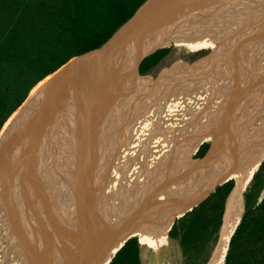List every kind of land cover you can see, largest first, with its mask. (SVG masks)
Masks as SVG:
<instances>
[{"label": "bare ground", "instance_id": "bare-ground-1", "mask_svg": "<svg viewBox=\"0 0 264 264\" xmlns=\"http://www.w3.org/2000/svg\"><path fill=\"white\" fill-rule=\"evenodd\" d=\"M255 3L262 6L264 0H257ZM254 9L252 12L248 9L239 11L236 18L245 20L247 15L255 12ZM251 21L245 20L242 26L235 30L234 36H237V32L250 33L252 28L258 30V23ZM189 30L185 33L190 34ZM169 32L164 45H169L177 36L183 34L181 31ZM262 32L264 33V29ZM194 34L195 32H192L190 37L187 35L188 38L194 39L193 47H211L213 39L199 41ZM212 50L210 56L199 62L174 68L169 73L173 78L172 82L164 79L147 84L145 81L144 88L148 89L149 86L152 91L158 89V92L154 91L155 96L150 95L142 101L138 95L133 94L132 99H126L121 93L118 94L113 115L115 126L107 127L108 121L112 122V119L106 120L107 123L104 124L107 125L102 126L101 132L95 134L97 144L100 145L94 146L95 150L93 147L88 156L91 178L86 189H83L86 196L85 207L84 204L80 205L82 212L78 204L73 207L74 200L69 197L73 188L67 177L70 172H75L73 167L79 170L82 180L84 172L81 169L78 139L82 135L83 120L92 109L99 106L95 80L90 82L91 87L87 90L83 87L75 90L76 98L71 101L72 109L66 110L67 105L57 107L58 116L54 118L53 125L42 123L39 118H35L27 128L19 129V138L12 145L6 160L7 167H16L19 160H25L26 156L32 153L34 147H30L37 141L38 135L50 125L47 140L52 146L48 163L50 172L53 173L48 196L51 206L48 205L42 213L53 239L55 237L56 242L60 243L59 252L63 246L66 248L62 251V259H57L59 264H68L73 254L72 216L86 214L89 221L91 218L90 222H95L102 214L107 218L112 217L113 214L109 211L111 208L115 209L112 199L115 197L120 200L121 184L127 179V172L129 174L131 170L123 174L121 166H118L129 140L124 141L122 150L118 153L110 148L111 136H123L127 130L123 137H129L138 128L140 135L133 139L136 141L137 150L131 145L129 154L134 158L141 151V146L151 138L150 148L148 147L147 155L141 156V161L130 173V181L126 185L131 198L130 204L132 202L131 213L126 201L124 215H120V210V214L115 210L112 217L113 224L118 226L117 235L129 219L133 218V228L130 231L132 236H136L141 245L147 246L151 251H157L168 245L166 238L169 239L168 228L174 214L198 203L217 186L233 178L236 182V196L230 200L224 219L228 231L218 259L214 258L212 263H209L224 264L230 236L242 213L241 194L254 174L256 160L264 153V61L261 58L258 60L259 52L253 53L252 50H248L244 53V58L239 57L240 59L234 50L224 52L223 49L214 47ZM140 90L142 91V88ZM119 103L123 104L124 109H129L116 115L117 110H123L118 107ZM223 117L226 119L224 124L220 122ZM118 120L125 121V125L121 124L124 129L117 132L120 124ZM110 125L111 123L108 126ZM206 136L209 137L212 151L207 157L195 160L194 152ZM42 142L44 141L39 143ZM131 163L132 161H128L125 168ZM172 186L176 188L172 189ZM78 196L80 197V194ZM164 198L167 199L166 202ZM49 212L52 218L48 220L45 217ZM229 218L231 224H228ZM27 232L29 233V229ZM19 250L22 248L19 247ZM18 255L21 264H29L26 252L24 256Z\"/></svg>", "mask_w": 264, "mask_h": 264}, {"label": "trees", "instance_id": "trees-1", "mask_svg": "<svg viewBox=\"0 0 264 264\" xmlns=\"http://www.w3.org/2000/svg\"><path fill=\"white\" fill-rule=\"evenodd\" d=\"M144 1L0 0V132L39 82L70 59L103 45ZM170 51L156 50L143 60L140 72L152 74ZM206 151L200 145L196 157ZM233 186V180L217 186L173 221L168 235L179 246L182 264L209 261ZM263 191L264 161L244 193V213L224 264H264ZM141 250L137 238H131L110 264H143Z\"/></svg>", "mask_w": 264, "mask_h": 264}, {"label": "water", "instance_id": "water-1", "mask_svg": "<svg viewBox=\"0 0 264 264\" xmlns=\"http://www.w3.org/2000/svg\"><path fill=\"white\" fill-rule=\"evenodd\" d=\"M256 1L257 0H145L103 45L70 59L57 71L49 75V79L38 86V88L26 98L12 118H10V121L3 128L2 132H0V170L6 161L12 145L15 140L19 138V129L27 128L34 122L33 119L35 118H39L42 123L53 125V121H55L54 118L58 116L57 107L59 105H62V107L63 105H67L66 110L72 109L71 101H73V98H76L75 90L79 87H83L87 90V88L91 87L90 82L93 80L96 82L95 92L97 94L99 106L96 109H92L82 122L83 129L82 135L79 137V147L88 145L94 147L97 143L95 134L98 133L102 126L104 127L107 125L104 124L105 122L107 123L106 120L114 118L116 98L119 93L125 96L126 99H132L134 95H138L142 101H144L145 97H150V95L155 96L151 87L148 86V89L144 88V82L147 81V83H149L150 80L149 75L140 72V65L145 58L156 50L168 46V44H164L170 35L169 29L171 26L161 25L164 24L162 23L163 20L171 18L173 19V23L180 21L184 23H190L192 21H209L213 18L212 13L214 15L223 16L237 13L249 8ZM159 26L163 27L159 28ZM163 28L167 30H162ZM141 88L142 91L140 90ZM138 90H140L139 93ZM82 95H84V92ZM109 123H111V121ZM126 133L127 130L124 132V135H126ZM132 141L133 140L128 142V147L123 151L122 158L119 160L118 166H121V170H124L128 161L131 162L133 160V157L129 154ZM72 169L75 172H70L67 177V180L73 188L69 197L74 200L73 207L75 208L77 206L76 204H78L82 212L83 208L80 205L84 204L83 207H85L86 192L83 190L84 185L79 170L73 167ZM133 169L134 168H131L129 174L127 172V179L121 184L122 195L120 200L118 198L115 199V197L112 199L115 209L111 208L109 211L112 212L113 215L115 210L116 213L120 214L121 211L120 215L123 214L126 201L128 207L130 205L132 206V202L130 204L131 198L126 189V185H128L130 181V173L133 172ZM247 186L241 194L242 213L239 221L245 209L244 193ZM78 194H80V197ZM235 196L236 182H234V186L226 199L223 223L217 243L207 264L212 263L214 258L217 260L223 248V239L228 231L224 219L228 210V204L232 197ZM131 206L129 209L130 213L132 209ZM113 215L112 217H114ZM112 217L107 218L102 214L97 217L95 222H90L86 214L81 215L80 213V215L72 216L73 226L71 232L74 244L73 254L68 264H110L116 253L133 237L130 233L133 228V218L129 219L128 223L121 228V232L117 235L118 226L113 224L114 218ZM178 218L179 217L176 219ZM231 223L232 221L229 218L228 224ZM229 242L226 253L228 251Z\"/></svg>", "mask_w": 264, "mask_h": 264}, {"label": "rangeland", "instance_id": "rangeland-1", "mask_svg": "<svg viewBox=\"0 0 264 264\" xmlns=\"http://www.w3.org/2000/svg\"><path fill=\"white\" fill-rule=\"evenodd\" d=\"M252 6H253L252 9L255 8L254 9L255 12L252 15L250 14L247 15L245 20L251 21L252 19L251 22H257L258 30L252 28V31L247 34H244L243 32H237V36H234L235 30H238L242 26L245 20H238L236 18V13L229 14L224 17L223 15H216V14L214 15L212 13L213 18H211V20L209 21L207 20L199 21V22L192 21L190 23H184L181 21L173 23V19L171 18H167L163 20L162 23L164 24L161 25L164 26L169 25L171 26L170 29L168 28L170 31H176V32L181 31L183 32V34L177 36L170 43V45L167 46L168 48L171 49V51L165 57V59L162 61L159 67L152 74L149 75V80H150L149 84H154L164 79L172 82L173 78L169 75V73H171L174 68H177L179 65H183V66L192 65L195 62H199L203 60L205 57L211 55L213 51L212 50L213 47L217 49H223L224 52L228 50L229 51L234 50L238 59H240L239 57L244 58V53L248 52V50H252L253 53L259 52L260 55L257 56V59L261 58L262 61H264V33L262 32V30L264 29V5L261 6V4H259V6H257V3H254ZM250 7L247 9L251 10L250 12H252V9ZM160 27L163 26H159V28ZM188 29H190L189 30L191 32L190 34L185 33L188 31ZM162 30H167V29L163 28ZM192 32H195L194 36H197V39L199 41H203L206 38L207 40L213 39L214 41L211 42L210 44L211 47H204V48L202 47L200 48L196 46L193 47L195 42L194 39L192 40V38H188L190 37ZM187 35L189 36L187 37ZM263 65L264 62L262 66ZM47 78L48 76L42 81L46 80ZM42 81L39 82L30 91L28 96H30L38 88V86H40L43 83ZM144 84H146V82H144ZM153 91L158 92V89L156 90L154 89ZM223 103L225 102L223 101ZM262 105H264V103ZM118 107H121V109L123 110L120 111L117 110L116 115H118V113H122L126 109H129V107L124 109L123 104L120 103L118 104ZM225 120L226 119H224L223 117V119L220 122L224 124L226 122ZM9 121L10 118L8 122ZM114 121L116 120L112 119L111 125L107 127H114L115 126V123L113 124ZM117 122L120 123L116 129V131L118 132L123 128L121 124L125 125V121L118 120ZM108 125H109V121H108ZM49 127H47L43 132H41L38 135V137L36 138L37 141L34 142L33 146L30 147V148L34 147L31 150L32 153H30L29 156H26L25 160L24 158H22L23 160H19V162L16 163L17 164L16 167L10 165L9 167H7V161H5L2 169L0 170V177H1L0 178V188H1L0 212L2 214L0 216L1 218L0 264H10V262L11 264H21L18 260V256H19L18 254L24 256V252H26V256L28 257L29 264H44V263L49 264V262L52 261L54 262L53 264H59L58 260L62 255V251L64 252L66 249L65 246H63L62 251L59 252L60 243L56 242L55 237L53 239V236H51V230H49L50 228L47 225H45L46 221L45 219H43L44 216L42 213V211L45 210L48 205L51 206L48 196L50 192V184H51L50 182L52 180L51 175H53V173L50 172L49 169L50 166L48 164L50 156L52 154V146L50 145L49 140H47V134H48L47 131ZM138 130L139 128L136 129L135 132H132V134L129 137L128 136L123 137L125 135L122 136L121 134L118 136H116L115 134L114 137L111 136L112 140L110 143V148L120 153L122 150L121 147L123 146L124 141L126 139H128L130 142L131 140L139 137L140 134ZM41 141L44 142L39 143ZM135 143L136 141L133 140L132 141L133 149H136ZM200 145L207 146V151L204 154V156H202L203 158H205L212 151V149L210 148L211 143L209 137L206 136L202 140ZM124 149H126V147H124ZM197 151L198 149L193 155L194 158H198L196 157ZM116 157L117 154H115V158ZM8 158L9 155L7 156L6 160ZM135 158L136 156L133 158V160ZM263 160H264V153L261 154L260 157L256 160V167L254 173L258 170L259 165L263 162ZM128 168L129 166L127 168H124V170L122 169V173L124 174L125 172H127ZM228 180H233L235 182V179L233 178H229ZM171 188L174 189L176 187L172 186ZM250 197H251V193L249 195V200ZM261 197H264V191ZM204 199L205 198L201 199L199 202H201ZM166 200L167 199L165 198L164 201L166 202ZM198 203L194 204L193 206L197 205ZM63 206H64V210H66L67 207L65 206V204ZM193 206H189L185 210L178 211L176 214L173 215L172 220L170 222L171 225L168 228V234L173 221L177 217L182 216ZM45 218L48 220L51 219L52 218L51 212L46 214ZM66 220L68 222L67 218ZM3 222L5 224H3ZM6 222L8 224H6ZM3 225H5L6 227H4ZM28 229H29V233L27 232ZM64 244L66 245L65 242ZM19 247L22 248V250H19ZM140 247L142 248L141 260L143 264H182V256L179 246L175 241H172L170 238L168 245L159 248L157 251H151L150 248L141 244ZM7 249L9 251H7ZM25 250H27L28 252Z\"/></svg>", "mask_w": 264, "mask_h": 264}, {"label": "flooded vegetation", "instance_id": "flooded-vegetation-1", "mask_svg": "<svg viewBox=\"0 0 264 264\" xmlns=\"http://www.w3.org/2000/svg\"><path fill=\"white\" fill-rule=\"evenodd\" d=\"M237 14H238V12L236 13V17H237ZM123 130V129H122ZM99 133L101 132L100 130L98 131ZM77 136V135H76ZM114 137V136H113ZM78 139V138H77ZM150 141H151V138L149 139V140H147L146 141V143L143 145V147L141 146V151H139V153H137V155H136V158L134 159V160H132V163H131V165L129 166V168H128V171H130L131 170V168H134L135 166H137L138 164H139V162L141 161V156L142 155H147V153H148V147H149V145H150ZM202 142V141H201ZM201 142L198 144V146H197V148H196V150L198 149V147H199V145L201 144ZM78 145H79V139H78ZM97 145H100V144H95L94 146H96L97 147ZM73 147V144H72V146H71V148ZM92 146H83V147H79V150L81 151V153H80V155H79V157H80V163H81V165H82V170H83V172L84 173H82V183H83V187H84V189H86V187H87V185H88V181H89V179L91 178V176H90V168H89V163H88V156L90 155V152L92 151ZM150 148V147H149ZM210 148L212 149V146L210 145ZM94 150H95V147H94ZM140 150V149H139ZM196 150H195V152H196ZM194 152V153H195ZM194 158V157H193ZM203 157H201V158H194V159H202ZM98 159V158H97ZM103 159V157L101 158V159H99L98 160V162H100L101 160ZM75 163V162H74ZM126 173V172H125ZM85 177V178H84ZM165 199V198H164ZM148 212H150V211H148ZM152 212V211H151ZM90 221H91V218H90ZM171 225V224H170ZM169 225V226H170ZM51 236H52V233H51ZM133 237H135V238H137L136 236H133ZM166 243L168 244L169 243V239H167L166 238ZM61 259H62V257H61ZM54 262L52 261V262H49V264H53Z\"/></svg>", "mask_w": 264, "mask_h": 264}]
</instances>
